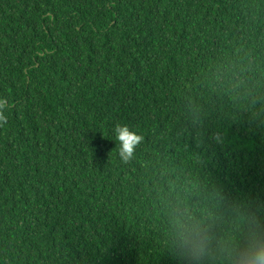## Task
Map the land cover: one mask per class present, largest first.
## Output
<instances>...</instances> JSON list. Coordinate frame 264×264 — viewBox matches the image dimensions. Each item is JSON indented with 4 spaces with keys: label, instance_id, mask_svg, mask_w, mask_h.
Wrapping results in <instances>:
<instances>
[{
    "label": "trees",
    "instance_id": "obj_1",
    "mask_svg": "<svg viewBox=\"0 0 264 264\" xmlns=\"http://www.w3.org/2000/svg\"><path fill=\"white\" fill-rule=\"evenodd\" d=\"M117 125L142 137L127 163ZM258 244L264 0H0V264Z\"/></svg>",
    "mask_w": 264,
    "mask_h": 264
},
{
    "label": "clouds",
    "instance_id": "obj_2",
    "mask_svg": "<svg viewBox=\"0 0 264 264\" xmlns=\"http://www.w3.org/2000/svg\"><path fill=\"white\" fill-rule=\"evenodd\" d=\"M115 140L119 142V156L127 163L132 159L136 146L142 137L131 131L126 125H117L113 129ZM242 264H264V244H258L242 255Z\"/></svg>",
    "mask_w": 264,
    "mask_h": 264
}]
</instances>
